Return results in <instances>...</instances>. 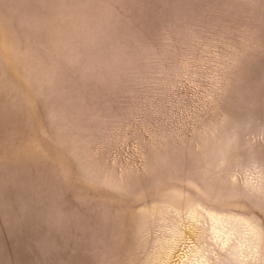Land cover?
Here are the masks:
<instances>
[{
	"label": "rangeland",
	"instance_id": "rangeland-1",
	"mask_svg": "<svg viewBox=\"0 0 264 264\" xmlns=\"http://www.w3.org/2000/svg\"><path fill=\"white\" fill-rule=\"evenodd\" d=\"M0 264H264V0H0Z\"/></svg>",
	"mask_w": 264,
	"mask_h": 264
}]
</instances>
